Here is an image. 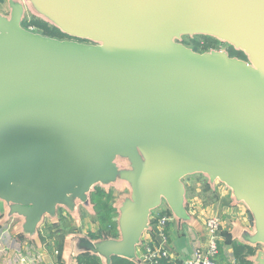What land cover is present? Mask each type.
<instances>
[{
	"label": "water",
	"instance_id": "obj_1",
	"mask_svg": "<svg viewBox=\"0 0 264 264\" xmlns=\"http://www.w3.org/2000/svg\"><path fill=\"white\" fill-rule=\"evenodd\" d=\"M0 12V227L42 246L59 208L97 216L92 192L126 182L118 236L68 234L72 262L144 264L137 250L164 203L195 225L184 178L202 173L249 209L241 240L264 246V0H8ZM60 29L26 28V8ZM244 52H197L184 36ZM119 161H126L123 167ZM105 190V189H104ZM110 192L108 190H105ZM248 260L264 264V249ZM67 264V263H65Z\"/></svg>",
	"mask_w": 264,
	"mask_h": 264
},
{
	"label": "crops",
	"instance_id": "obj_2",
	"mask_svg": "<svg viewBox=\"0 0 264 264\" xmlns=\"http://www.w3.org/2000/svg\"><path fill=\"white\" fill-rule=\"evenodd\" d=\"M223 186L225 184L221 183ZM211 194L216 198L212 200V204H206L205 209H202L203 206V199L198 198L199 201H195L198 204V211L196 213L191 212L195 216V225H189V228H183L182 226H178L177 223L172 221L167 229V236L168 241L164 245L165 248L168 250L170 254V259H168L169 264H184L185 260L191 258L194 254V250L197 244V238L190 237L189 232H198L201 235V239H198L202 245H206L207 243V229H206V220L210 217H219L221 221V228H220V243L224 246V254L229 257V253L233 255L231 251H228L226 248L230 245H233V250L236 251L234 245L238 247H252L248 244H245L242 240V233L243 231H251L252 230V223L249 219V209L248 207L241 202H237L233 199L231 190L226 186L228 191V199L225 202L223 189L217 181L215 184L210 185L207 184ZM205 196V194H204ZM163 207V206H162ZM168 207V206H167ZM2 208V209H1ZM189 210V209H188ZM190 211V210H189ZM67 214V218L70 220L72 219L79 228L78 231L83 235L92 237L94 239L99 238L95 237L90 232L84 230L81 226L83 223V219L85 214H89L92 218L97 219L94 214L89 211L85 207H81V218L78 222L70 213L65 211ZM1 216L3 214V207H0ZM17 219H12L9 223V230H8V240L12 243V248L10 251V255L5 260L4 264H9L12 262L15 252L20 249V251L25 256V263L26 264H69L72 262L71 254L69 248H67V240L66 236L70 233H66L62 237V243L60 247H51L48 248L46 242H44V237L42 234V226L40 227V233L42 237V246L37 247L31 241L24 240L20 241L17 239V234H11V229L16 223ZM44 224V223H43ZM53 224V223H52ZM67 224V223H65ZM54 225V224H53ZM185 227V226H184ZM184 229V230H183ZM190 229V230H187ZM74 232V233H76ZM223 237V238H222ZM162 239L153 231H146L143 235V244L138 247L137 253L141 260L143 259V252L145 250V245L147 242H154L159 243ZM222 255V263L224 262V256ZM250 255L246 256L248 259ZM145 261V260H144ZM235 259L233 260V264ZM146 264V263H144ZM218 264L219 261H218Z\"/></svg>",
	"mask_w": 264,
	"mask_h": 264
},
{
	"label": "rangeland",
	"instance_id": "obj_3",
	"mask_svg": "<svg viewBox=\"0 0 264 264\" xmlns=\"http://www.w3.org/2000/svg\"><path fill=\"white\" fill-rule=\"evenodd\" d=\"M0 12L5 14V15H9L10 13V8H9V4H8V0H0ZM25 21H27L26 23H28V27L25 26L26 28L33 30L35 32L44 34L46 36H51L54 38H58V39H68L67 37H62L61 33L55 29V26H53L52 24L46 22L45 20H43V18H41L40 16L36 15L35 13H33L29 7L26 8V16H25ZM24 21V22H25ZM206 38L208 39H216V45L211 49H217V50H226L229 52V46H231L230 44L220 41L217 38L211 37V36H202V35H195V36H184L182 37L181 42L183 44H185L186 46L192 48L193 50L197 51V52H206L209 50H202L197 42L199 43H205L206 42ZM120 164L123 167H127L128 163L126 161H119ZM184 183L186 185V189H187V205H188V209L190 210V212H194L196 213L198 211V204L197 202H195L196 200L199 201L197 199L198 198H202L203 199V203H202V209H205V205L206 204H212V200L216 199L210 192L209 188H208V176L202 173H198V174H193L190 176H187L184 178ZM217 183L220 184V186L223 189V195H224V199L225 202H227L228 199V189L226 188V186H223L221 184V182H219V180H217ZM103 186V188L105 190H108L110 192L113 193V202L114 203H119L120 201H122L123 199H125L126 197L130 196L131 194V189L128 186V184L126 182H119L116 184H111V185H101ZM205 194V196H204ZM164 208H163V207ZM162 206H160L159 208L165 209L167 207V205L164 203ZM0 207H3V204L0 202ZM2 209V208H1ZM59 214H60V223L58 225H53L50 218L46 217L44 224L42 225V234L44 237V242H46V245L48 248L51 247H60L61 243H62V237L64 234L66 233H74L76 231L79 230V228L77 227V225H75L74 221L69 218H67V214L64 211L63 207L59 208ZM155 213H152V216ZM67 223V224H65ZM185 226V227H184ZM84 230L90 232V234H92L95 237H102L103 234L108 235V236H112L107 232H103L101 230V227L97 221V219L92 218L89 214H85L84 219H83V223L81 226ZM182 227L185 228H189L188 224L184 223L182 224ZM183 229V230H184ZM190 230V229H187ZM190 237H194L197 238L196 241H199L198 239H201V235L196 231V232H189ZM223 238V237H222ZM224 246L220 243L219 249V255L217 257V261H219L220 264H233V260L235 259L234 264L236 263V260L239 258V256H241V254H245V253H249L248 255H254L256 253L257 250H263L264 246L259 244L256 247H250L249 249L247 248H243V247H238L236 245H234L235 249L239 250V251H234L233 249V245L231 246H227V250L231 251L233 253V255H231L229 253V257H227L224 254ZM241 253V254H239ZM222 255L224 256V262L222 263ZM247 255V256H248ZM79 263V262H78ZM100 264H102L101 259H100Z\"/></svg>",
	"mask_w": 264,
	"mask_h": 264
},
{
	"label": "built area",
	"instance_id": "obj_4",
	"mask_svg": "<svg viewBox=\"0 0 264 264\" xmlns=\"http://www.w3.org/2000/svg\"><path fill=\"white\" fill-rule=\"evenodd\" d=\"M168 211L169 208L166 207L165 209L158 208L153 212L155 214L152 216V231L162 240L159 243H146L143 252V259L146 264H161L162 260H168L171 257L164 246L168 241L166 229L168 225L174 221L172 213ZM205 225L207 229L206 245H202L197 241L193 256L185 260L184 264H218L217 257L220 252V218L210 217L206 220ZM8 230V225L6 227H0V264H4L5 260H8L7 258L13 247L12 243L8 240ZM9 264H26L25 256L20 249L15 252L12 262H9Z\"/></svg>",
	"mask_w": 264,
	"mask_h": 264
},
{
	"label": "trees",
	"instance_id": "obj_5",
	"mask_svg": "<svg viewBox=\"0 0 264 264\" xmlns=\"http://www.w3.org/2000/svg\"><path fill=\"white\" fill-rule=\"evenodd\" d=\"M25 21L23 23L24 26L28 27V23ZM58 30L62 37H67L64 33L60 31V29L56 28ZM216 39H208L206 38L205 43H199L197 42L198 46L202 50H209L210 48H213L216 45ZM229 53L231 56H237L242 59H246V55L242 51L236 50L233 46H229ZM92 202L95 205V210L97 213V221L101 227V230L104 232L109 233L110 235L116 237L118 236V231H117V222L115 220L117 213L116 209L113 206V193L112 192H107L101 187H96V189L92 192ZM170 211V209H169ZM168 211V212H169ZM171 212V211H170ZM250 247H247L249 249ZM239 251V250H236ZM241 254V253H239ZM249 253L241 254L239 258L236 260L235 264H252L246 256ZM79 263L78 264H100V258L97 256L93 255H82L78 258ZM112 264H135L127 259H123L120 257H114ZM161 264H169L167 259H164L161 261Z\"/></svg>",
	"mask_w": 264,
	"mask_h": 264
}]
</instances>
